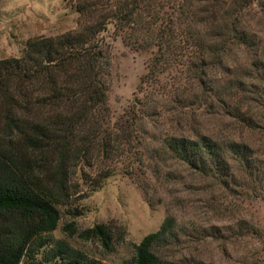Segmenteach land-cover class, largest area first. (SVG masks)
<instances>
[{
	"label": "trees",
	"instance_id": "trees-1",
	"mask_svg": "<svg viewBox=\"0 0 264 264\" xmlns=\"http://www.w3.org/2000/svg\"><path fill=\"white\" fill-rule=\"evenodd\" d=\"M72 5L80 15L77 29L29 38L20 57L0 60V264L25 258L99 264L53 235L61 221L59 205L77 189L72 177L86 182L88 169L97 166L98 183L121 163L131 161V169L120 170L129 175L145 165L136 110L130 111L132 120L117 122L108 103L109 27L115 38L151 53L142 78L145 104H169L175 119L179 106L211 100L242 127L260 126L261 111L251 104L264 106V0H72ZM166 151L205 177L227 185L252 179L264 190L262 158L245 141L175 134ZM175 227L174 218L166 217L134 244L135 254L124 264H193L154 250ZM66 228L77 233L74 222ZM78 236L99 241L107 252L116 243L106 223Z\"/></svg>",
	"mask_w": 264,
	"mask_h": 264
},
{
	"label": "rangeland",
	"instance_id": "rangeland-1",
	"mask_svg": "<svg viewBox=\"0 0 264 264\" xmlns=\"http://www.w3.org/2000/svg\"><path fill=\"white\" fill-rule=\"evenodd\" d=\"M79 16L72 0H0V60L20 57L29 38L77 29ZM104 34L112 46L108 103L117 122L132 120L130 111L136 110L135 133L145 148L146 161L134 168V175L120 171L132 168L131 161H123L98 183L94 181L97 166L88 169L86 182L73 176L71 186L77 189L69 202L59 205L61 221L55 239L69 242L99 264H124L134 256V244L172 216L176 225L172 237L154 246L162 258L182 263L191 259L193 264H264V190L252 179L246 185H227L205 177L166 151L171 135L203 133L222 142H247L264 164V106L251 104L254 111H261L260 126L252 129L242 127L219 105L212 107L211 100L183 104L179 117L172 119L169 104H149L150 100L145 104L147 85L142 78L151 53L115 38L113 27ZM72 222L74 235L66 228ZM97 223L113 228L112 252L97 240L78 236ZM21 264L51 263L25 258Z\"/></svg>",
	"mask_w": 264,
	"mask_h": 264
}]
</instances>
